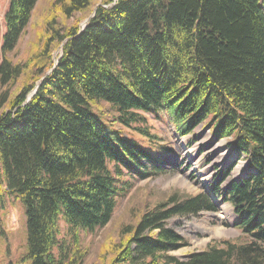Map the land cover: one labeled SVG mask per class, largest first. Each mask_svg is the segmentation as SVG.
<instances>
[{"label":"trees","instance_id":"1","mask_svg":"<svg viewBox=\"0 0 264 264\" xmlns=\"http://www.w3.org/2000/svg\"><path fill=\"white\" fill-rule=\"evenodd\" d=\"M103 2L49 0L36 25L41 0H0V208L7 194L23 206L26 258L80 264L81 233L105 226L127 191L119 167L147 175L143 161L170 150L132 125L161 109L181 136L208 123L247 161L225 195L241 236L171 255L188 241L167 220L216 210L204 193L174 194L119 221L99 264H264V0ZM29 26L34 38L15 61Z\"/></svg>","mask_w":264,"mask_h":264},{"label":"rangeland","instance_id":"2","mask_svg":"<svg viewBox=\"0 0 264 264\" xmlns=\"http://www.w3.org/2000/svg\"><path fill=\"white\" fill-rule=\"evenodd\" d=\"M115 1L117 0H112ZM104 4L103 0H97L95 5L97 8ZM49 5V0H41L34 20L36 25L44 19L43 14ZM92 15L81 21V28L86 26ZM33 38L34 30L29 26L19 42L17 51L11 54L15 61L26 57L27 42ZM61 54L62 46L53 53L54 63ZM18 85L19 83L9 84L5 88H8L9 94H12L17 91ZM110 108L105 102H99L95 106L99 112H107ZM143 116L146 117V121L139 120L132 125L149 130L150 134L157 136V139H154L155 146L166 145L170 151L161 152L159 156L161 161L155 164L147 160L143 161L146 166L142 169L143 174L147 175L129 172L119 167L118 172L123 175V181L119 185L127 191L118 197L113 217L105 226L93 233H81L79 252L81 255L74 257L80 260L82 256L83 260L80 264H99V251L104 237L115 229L119 221L127 222L132 218L133 212H139L140 208L149 210L156 202L174 194L195 196L204 193L212 198L216 210H203L198 215H177L168 219L167 225L188 241L187 246L170 252L171 255L186 260L191 253L205 249L211 240H234L241 236V231L235 227L238 216L230 203L225 201V195L231 182L240 180L248 174V171L247 162L244 158L240 159L231 143L232 140L214 136L208 123L199 125L192 133L183 137L161 109ZM124 130L128 134L131 131L135 132L127 128ZM134 136L138 139L140 135ZM229 154H231L229 159L224 158ZM231 167L233 168L227 179L218 187L220 179ZM238 167V173H235ZM3 184L4 189L6 187L4 181ZM216 189H220V194ZM4 198L6 209L0 208V264H31L26 258L27 228L23 206L17 204L10 194H7V197L5 195ZM66 227V223L61 218V238L66 232ZM67 241L69 242L68 237ZM54 253L56 256L59 254L57 250Z\"/></svg>","mask_w":264,"mask_h":264},{"label":"bare ground","instance_id":"3","mask_svg":"<svg viewBox=\"0 0 264 264\" xmlns=\"http://www.w3.org/2000/svg\"><path fill=\"white\" fill-rule=\"evenodd\" d=\"M230 156H231V154H229L228 156H226V157H224V158L229 159ZM238 169H239V167L235 170V171H236L235 173H238V172H237ZM231 183H232V182H231Z\"/></svg>","mask_w":264,"mask_h":264}]
</instances>
